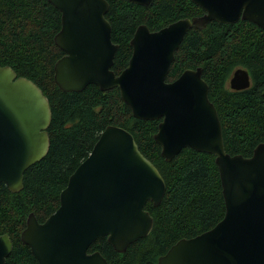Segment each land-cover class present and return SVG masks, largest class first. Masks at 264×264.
I'll use <instances>...</instances> for the list:
<instances>
[{
  "label": "water",
  "instance_id": "obj_1",
  "mask_svg": "<svg viewBox=\"0 0 264 264\" xmlns=\"http://www.w3.org/2000/svg\"><path fill=\"white\" fill-rule=\"evenodd\" d=\"M60 12L54 43L63 55L53 65L54 81L64 92L94 84L117 88L132 116L159 120L154 140L170 161L189 147L212 154L225 204L223 217L210 229L173 243L158 264H264V142L249 156L226 152L217 109L208 97L202 67L187 68L167 81L175 52L192 27L209 21L224 24L247 20L264 29V0H191L200 15L175 20L157 30L135 29L127 65L112 70L118 44L106 19L107 0H47ZM148 5L151 0H128ZM246 68H236L229 87L250 86ZM49 100L30 79L0 65V183L11 192L23 187L25 170L48 152ZM166 191L157 167L139 150L132 134L107 125L89 154L70 174L59 205L44 221L33 212L20 233L38 264H108L90 245L106 237L120 253L147 236L153 218L145 204L157 206ZM0 234V264L12 250Z\"/></svg>",
  "mask_w": 264,
  "mask_h": 264
},
{
  "label": "trees",
  "instance_id": "obj_2",
  "mask_svg": "<svg viewBox=\"0 0 264 264\" xmlns=\"http://www.w3.org/2000/svg\"><path fill=\"white\" fill-rule=\"evenodd\" d=\"M107 1L105 17L111 25V39L118 44L111 67L116 74L128 63L130 39L139 24L157 30L203 13L191 0H151L145 6L128 0ZM60 25V12L47 0H0V65H9L17 76L32 80L48 98L51 110L47 154L25 170L21 190L11 192L0 183V234H8L13 243L4 264H38L20 238L26 218L33 212L42 222L56 210L70 174L110 124L132 134L141 153L162 175L166 191L159 205L145 204L153 218L147 236L123 253L106 237L96 239L88 251L98 250L108 264H158L159 256L178 239L210 229L223 217L225 204L214 156L186 147L166 161L153 138L159 120L134 118L117 88L102 91L90 84L78 92L60 90L53 71L63 55L53 40ZM198 66L218 112L226 152L249 156L264 142V29L242 19L192 27L175 52L166 80ZM238 67L248 70L251 84L233 90L228 81Z\"/></svg>",
  "mask_w": 264,
  "mask_h": 264
},
{
  "label": "flooded vegetation",
  "instance_id": "obj_3",
  "mask_svg": "<svg viewBox=\"0 0 264 264\" xmlns=\"http://www.w3.org/2000/svg\"><path fill=\"white\" fill-rule=\"evenodd\" d=\"M202 14V13H201ZM200 15V14H199ZM228 84H229V81H228Z\"/></svg>",
  "mask_w": 264,
  "mask_h": 264
}]
</instances>
